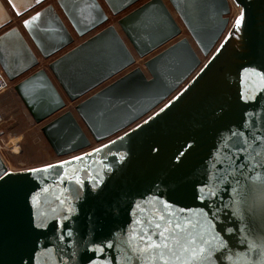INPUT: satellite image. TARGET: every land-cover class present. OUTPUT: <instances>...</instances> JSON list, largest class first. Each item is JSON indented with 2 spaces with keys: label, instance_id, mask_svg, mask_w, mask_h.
Returning <instances> with one entry per match:
<instances>
[{
  "label": "water",
  "instance_id": "water-1",
  "mask_svg": "<svg viewBox=\"0 0 264 264\" xmlns=\"http://www.w3.org/2000/svg\"><path fill=\"white\" fill-rule=\"evenodd\" d=\"M47 1L15 8L40 7L37 52L0 17V65L28 74L14 90L59 159L0 156V264H145L151 213L222 241L209 264H264V0H234L230 28L229 0Z\"/></svg>",
  "mask_w": 264,
  "mask_h": 264
},
{
  "label": "rangeland",
  "instance_id": "rangeland-1",
  "mask_svg": "<svg viewBox=\"0 0 264 264\" xmlns=\"http://www.w3.org/2000/svg\"><path fill=\"white\" fill-rule=\"evenodd\" d=\"M229 15L230 13L227 16ZM115 20L116 18H112L110 22ZM183 36H189L186 30ZM143 62L144 59H139L137 64L140 65ZM16 82H12L11 89L0 97L3 115H5L0 124V138L4 143L1 154L10 169L14 171L58 160L53 156L50 159L47 157L45 153L47 141L40 130V125L34 123L32 116L15 92Z\"/></svg>",
  "mask_w": 264,
  "mask_h": 264
},
{
  "label": "snow or ice",
  "instance_id": "snow-or-ice-1",
  "mask_svg": "<svg viewBox=\"0 0 264 264\" xmlns=\"http://www.w3.org/2000/svg\"><path fill=\"white\" fill-rule=\"evenodd\" d=\"M240 22L241 19L238 18L237 25ZM29 23L30 21H25V26H28ZM259 81L261 85L260 90H264V75L259 77ZM46 170L43 169V171ZM77 182L79 183L78 180ZM214 195V192L208 193L209 197ZM167 207L165 205V208ZM151 217V219L136 221L137 225H142L139 240L143 247L138 248V251L141 253H158L156 259L146 261L145 264H156L157 260L160 264H209L214 251L218 247L225 246L222 241L217 244L216 236L208 239L207 233L198 235L197 237L189 235L185 243L181 244L175 235L177 230H182V226L179 223H176L174 226L171 221H168L167 224H162L161 221H165V216L158 213H151ZM153 237H158V240L153 239Z\"/></svg>",
  "mask_w": 264,
  "mask_h": 264
},
{
  "label": "crops",
  "instance_id": "crops-1",
  "mask_svg": "<svg viewBox=\"0 0 264 264\" xmlns=\"http://www.w3.org/2000/svg\"><path fill=\"white\" fill-rule=\"evenodd\" d=\"M22 2H24V0H0V17L5 16V15L10 16L12 18V20H13L12 21V24L10 26H13V25L18 26L19 29L21 30V32L23 33L25 39L27 40L29 46L35 52H37V48H36L34 42L32 41V39L29 36V34L26 32L25 28H23V26L21 25V23L23 21H25L27 18H29L30 16H32L35 12H37V10L40 7L39 8L32 9V10H29V11H26L25 13L19 15L15 11V8H19L23 4ZM50 2H53V1L49 0V1L45 2L42 6H44V5H46V4L50 3ZM9 27H5V28L1 29L0 30V34L3 33L5 30H7ZM76 40H78V39L76 38ZM57 56H55V57H57ZM40 60H41V67H43L44 66V63H46V62L43 61L42 59H40ZM0 68L2 69L1 65H0ZM3 72H4V70H3ZM26 76H28V74L25 75V76H23V77H20V78L16 79L15 81L22 80ZM45 153H46V155H47V157L49 159L51 158V156H53L55 159L57 158L56 155H55V153L53 152L52 148L49 146L48 142H47V149H46V152ZM48 163H51V161L48 162ZM48 163H44V164H48ZM37 166H39V165H37Z\"/></svg>",
  "mask_w": 264,
  "mask_h": 264
},
{
  "label": "built area",
  "instance_id": "built-area-1",
  "mask_svg": "<svg viewBox=\"0 0 264 264\" xmlns=\"http://www.w3.org/2000/svg\"><path fill=\"white\" fill-rule=\"evenodd\" d=\"M237 7H240L239 5H237L236 3H235V1L234 0H231ZM229 3H230V0H229ZM231 11V10H230ZM241 14V9H240V12H239V14L233 19V13H230V15H229V24H233L236 20H237V18L239 17V15ZM230 25V26H231ZM11 84H12V82L8 79V77L6 76V74L3 72V70L0 68V97L2 96V95H4L7 91H9L10 89H11ZM2 107H0V124H1V122L3 121V113H2V109H1ZM0 141H2L1 140V138H0ZM1 143H3V142H1Z\"/></svg>",
  "mask_w": 264,
  "mask_h": 264
},
{
  "label": "bare ground",
  "instance_id": "bare-ground-1",
  "mask_svg": "<svg viewBox=\"0 0 264 264\" xmlns=\"http://www.w3.org/2000/svg\"><path fill=\"white\" fill-rule=\"evenodd\" d=\"M240 9H241V7H237L231 0H230V13H233V19L239 14V12H240ZM230 25L231 24H229V28H230ZM229 28H227V30L229 29ZM184 30L185 29H183V33H182V36H183V34H184ZM203 61H205V58H203ZM0 107H2L1 106V104H0ZM2 109V108H1ZM2 113H3V110H2ZM4 114V113H3ZM4 117H5V115H3V119H4ZM3 141V140H2ZM2 141H0V156L2 157V159H3V161L5 162V164H6V166L8 167V169L9 170H11L10 169V167L8 166V164H7V162H6V160L3 158V155L1 154V149H2V147H3V144L4 143H1ZM103 143V142H102ZM102 143H99V144H93V146H91L90 148H88V149H86V150H90V149H92V148H95L96 146H98V145H101ZM85 150V151H86ZM84 152V151H83ZM81 153V152H80ZM59 160V159H58ZM61 160V159H60Z\"/></svg>",
  "mask_w": 264,
  "mask_h": 264
}]
</instances>
